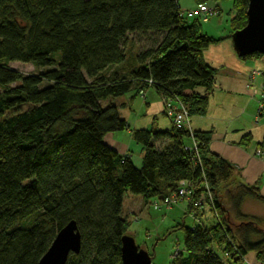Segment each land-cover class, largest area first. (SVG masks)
<instances>
[{
  "label": "trees",
  "instance_id": "16d2710c",
  "mask_svg": "<svg viewBox=\"0 0 264 264\" xmlns=\"http://www.w3.org/2000/svg\"><path fill=\"white\" fill-rule=\"evenodd\" d=\"M248 5L233 0L229 38L247 24ZM182 12L178 0H0V264H39L70 221L81 232V250L66 264H122L130 224L125 193L162 201L186 179L199 196L203 175L217 217L207 225L204 205L195 210L198 224H179L184 250L170 264H241L250 252L264 263L263 219L243 210L246 200L264 203V195L212 152L210 131H193L196 162L194 150H186L189 130L172 122L132 129L115 99L102 104L154 89L162 99H180L191 118L207 113L217 71L203 51L224 38ZM130 33L158 40L127 66L123 40ZM11 61L43 70L24 74ZM123 62L124 71H108ZM131 129L143 150L140 166L105 141ZM251 140L247 134L242 144ZM257 144L264 152V135Z\"/></svg>",
  "mask_w": 264,
  "mask_h": 264
},
{
  "label": "crops",
  "instance_id": "0c3cea01",
  "mask_svg": "<svg viewBox=\"0 0 264 264\" xmlns=\"http://www.w3.org/2000/svg\"><path fill=\"white\" fill-rule=\"evenodd\" d=\"M196 6L197 4H195L193 8ZM216 7L220 9L219 14H217L218 17L216 18H218V21L221 23L223 19L221 15L222 6L216 4ZM185 8L192 9L188 7ZM215 16H213V18ZM229 16L232 18V15ZM230 34V32L227 33L224 31L222 33L219 32L217 35H212L216 38L223 37L224 39L211 44L203 51L205 61L216 68V83L209 96L207 113L203 116L192 117L191 128L193 131H210V149L212 152L234 164L239 174L238 177L245 183L258 184L261 193L264 195V157L257 155V151L259 150L257 143L262 140L264 135V122H260V120H263L261 111L263 108L262 101L264 99L262 97L263 91L261 83H263L264 79H256L255 82H253L254 85L249 80L248 75L259 60L253 59V57H248L246 59L239 57L233 48L232 38H229ZM255 89H257L256 93ZM149 90L151 89L146 90V102L148 100ZM153 93V95L159 97L161 100L162 109L160 112L164 114L162 98L154 89ZM217 97H220L221 100L216 103L215 99ZM133 98H131V102H134ZM118 103L120 106H125L124 108L127 109V102L123 100ZM256 104L260 106L258 111H256ZM147 105L146 115L153 117V120L151 118L146 122L142 121L140 124L135 121L134 129L146 128L154 123L158 125L160 122L157 114H149L151 103L147 102ZM123 116H125L131 124L130 117H128L129 115L123 114ZM166 121L167 125L165 127L170 123L169 118ZM127 131L130 135L128 139L127 136H124V139L117 137L116 135L122 134L113 132L106 136L105 141L120 154L130 155L135 165L140 166L143 160L142 146L137 142L136 144L133 142L132 130ZM247 134H251L252 140L244 145L242 144V139ZM138 145L141 146V149H139Z\"/></svg>",
  "mask_w": 264,
  "mask_h": 264
},
{
  "label": "rangeland",
  "instance_id": "374dc122",
  "mask_svg": "<svg viewBox=\"0 0 264 264\" xmlns=\"http://www.w3.org/2000/svg\"><path fill=\"white\" fill-rule=\"evenodd\" d=\"M179 5L182 9L185 7L193 8L196 4L195 0H178ZM211 6L220 5L221 8V15L223 19L221 23L218 21L217 15L213 18L209 17L208 19H201L202 29L203 32L205 31L208 35H217L219 32H231V18L229 15L233 17V0H219V1H211ZM192 6V7H191ZM186 9V8H185ZM232 11V12H230ZM231 13V14H230ZM153 40H158V36L153 35L149 38L146 36H140L138 33H130L127 35L126 39L123 40V47L127 52V60L125 61V65L132 64L134 62V56L137 52H140L144 48H150L155 45ZM253 59L259 60L256 66H253L254 69H258L261 71L262 75L257 78L264 79V55L255 56ZM10 66L18 69L19 71L23 72L24 74H31V73H39L43 69L37 68L32 63H24L19 61H11ZM113 70H120L124 71V62L121 64H117L111 66L108 70L109 72ZM222 81V80H220ZM153 89L149 90V96L147 102L151 103V110L149 114L154 113L157 114L160 122L158 125L154 123L151 126L146 128H151L156 126L159 129H165L166 127V120L168 118L162 114L160 111L162 109V102L159 97L153 95ZM134 96V98H133ZM153 97V98H152ZM134 102H131L132 99ZM115 99V102H127L128 105L126 106L127 109L120 106L119 107V114L122 118H125L124 115H129L131 121V128L134 129V122L137 121L139 124L143 121H148L153 117L146 115V108L147 102L143 96L136 95L134 91L125 94L119 98H108L102 100V104L106 105L110 100ZM221 100L220 97L215 99V102H219ZM263 108H262V119L260 120L264 122V100ZM257 105L256 111L259 109V105ZM126 119V118H125ZM170 120V119H169ZM157 122V121H156ZM172 124L171 121L167 127H170ZM131 129V130H132ZM142 129V128H136ZM145 129V128H143ZM117 137L123 138L127 136L129 138V133L127 130L125 131H117ZM136 144V141H133ZM139 149H141V146ZM158 198H152L149 203L145 202L141 195H137L131 192H127L124 195V203H123V213L128 216L130 220L129 230L128 233L133 236L137 245L148 251L149 254L152 256L153 264H170L172 257H174L177 253L176 251H182L183 248V238H184V230L180 227L179 224H184L188 227H193L194 225L198 224L196 220L188 213V201H180L178 204L170 208H166L162 206L160 209L154 208V203L158 202ZM246 204L244 206V212L249 213L255 216L261 217L262 226L264 227V203H261L257 200L249 199L246 200ZM161 202L162 205V201ZM206 216L204 221H206L207 225H210L215 220L213 215L206 211ZM241 264H264L257 260L256 255L254 252H250L247 254L245 259Z\"/></svg>",
  "mask_w": 264,
  "mask_h": 264
},
{
  "label": "water",
  "instance_id": "95a60500",
  "mask_svg": "<svg viewBox=\"0 0 264 264\" xmlns=\"http://www.w3.org/2000/svg\"><path fill=\"white\" fill-rule=\"evenodd\" d=\"M247 24L232 34L233 48L239 57L264 55V0H248ZM81 250V232L70 221L56 235L39 264H66L70 253ZM122 264H153L148 251L140 248L132 235L122 238Z\"/></svg>",
  "mask_w": 264,
  "mask_h": 264
},
{
  "label": "built area",
  "instance_id": "2783aa9c",
  "mask_svg": "<svg viewBox=\"0 0 264 264\" xmlns=\"http://www.w3.org/2000/svg\"><path fill=\"white\" fill-rule=\"evenodd\" d=\"M183 15L187 16L188 18H203L207 19L209 17L215 16L218 14V9L215 6H210L208 4H200L197 5L195 8L192 9H182ZM261 75V71L258 69H253L248 75L249 80L253 83L255 80ZM148 83L151 84L152 80H148ZM254 85V83H253ZM261 88L263 91L262 97L264 98V81L261 83ZM257 89H255L256 93ZM141 96L145 98L146 91L141 90L139 93ZM163 106H164V112L166 113L167 117L171 119V122L173 125L177 128H185L189 130L190 136H191V144L189 147H186V150H194L196 162H200V156L197 150V141L194 138V133L191 128V117L188 111V108L186 105L178 98H164L162 99ZM258 156L264 157V152L259 149L257 151ZM204 181H203V187H200L203 189L202 193L198 196V189L194 184H192L189 180L182 179L179 181V186L177 188V191L173 192L171 195L164 197L161 202H155L154 208L160 209L162 206H165L166 208H170L174 206L175 204H178L180 201H188L192 202V213L191 216L196 221H199L200 219L196 218L195 216V210H200L203 208L204 205H207V207L210 209V212L213 216L217 217V211L216 206L214 202V195L212 193V190L210 188V185L208 181L206 180L205 176L203 175ZM198 196V197H196Z\"/></svg>",
  "mask_w": 264,
  "mask_h": 264
}]
</instances>
